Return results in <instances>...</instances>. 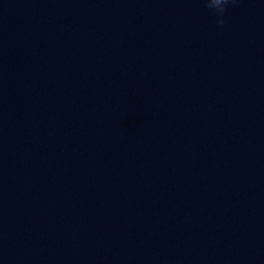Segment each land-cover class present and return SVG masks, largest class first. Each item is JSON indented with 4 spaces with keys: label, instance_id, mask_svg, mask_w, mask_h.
<instances>
[{
    "label": "water",
    "instance_id": "water-1",
    "mask_svg": "<svg viewBox=\"0 0 264 264\" xmlns=\"http://www.w3.org/2000/svg\"><path fill=\"white\" fill-rule=\"evenodd\" d=\"M259 0H0V264H169Z\"/></svg>",
    "mask_w": 264,
    "mask_h": 264
},
{
    "label": "clouds",
    "instance_id": "clouds-1",
    "mask_svg": "<svg viewBox=\"0 0 264 264\" xmlns=\"http://www.w3.org/2000/svg\"><path fill=\"white\" fill-rule=\"evenodd\" d=\"M236 0H203V4L215 17L216 24L223 27L225 24L224 14L230 4L235 3Z\"/></svg>",
    "mask_w": 264,
    "mask_h": 264
}]
</instances>
